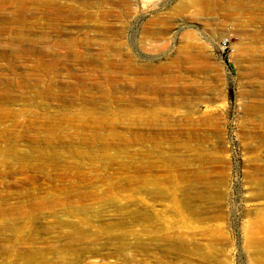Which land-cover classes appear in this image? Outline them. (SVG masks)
<instances>
[{
  "label": "rangeland",
  "instance_id": "rangeland-1",
  "mask_svg": "<svg viewBox=\"0 0 264 264\" xmlns=\"http://www.w3.org/2000/svg\"><path fill=\"white\" fill-rule=\"evenodd\" d=\"M0 264H264V0H0Z\"/></svg>",
  "mask_w": 264,
  "mask_h": 264
},
{
  "label": "built area",
  "instance_id": "built-area-1",
  "mask_svg": "<svg viewBox=\"0 0 264 264\" xmlns=\"http://www.w3.org/2000/svg\"><path fill=\"white\" fill-rule=\"evenodd\" d=\"M226 43H227V40H223V44L226 45Z\"/></svg>",
  "mask_w": 264,
  "mask_h": 264
},
{
  "label": "bare ground",
  "instance_id": "bare-ground-1",
  "mask_svg": "<svg viewBox=\"0 0 264 264\" xmlns=\"http://www.w3.org/2000/svg\"><path fill=\"white\" fill-rule=\"evenodd\" d=\"M178 24V21L177 22H173V25L175 26V25H177Z\"/></svg>",
  "mask_w": 264,
  "mask_h": 264
}]
</instances>
